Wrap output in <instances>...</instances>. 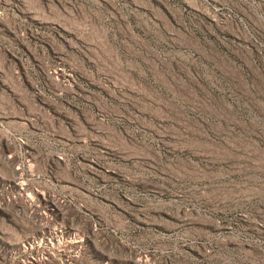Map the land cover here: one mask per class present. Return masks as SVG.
I'll return each instance as SVG.
<instances>
[{
    "label": "rangeland",
    "instance_id": "rangeland-1",
    "mask_svg": "<svg viewBox=\"0 0 264 264\" xmlns=\"http://www.w3.org/2000/svg\"><path fill=\"white\" fill-rule=\"evenodd\" d=\"M0 264H264V0H0Z\"/></svg>",
    "mask_w": 264,
    "mask_h": 264
}]
</instances>
